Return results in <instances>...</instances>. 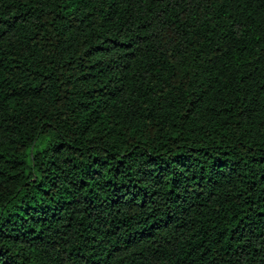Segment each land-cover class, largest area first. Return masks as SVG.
<instances>
[{
  "label": "trees",
  "instance_id": "1",
  "mask_svg": "<svg viewBox=\"0 0 264 264\" xmlns=\"http://www.w3.org/2000/svg\"><path fill=\"white\" fill-rule=\"evenodd\" d=\"M0 264H264V0H0Z\"/></svg>",
  "mask_w": 264,
  "mask_h": 264
}]
</instances>
